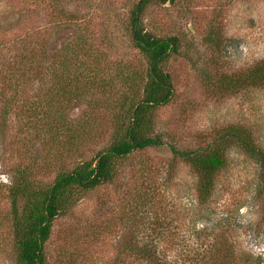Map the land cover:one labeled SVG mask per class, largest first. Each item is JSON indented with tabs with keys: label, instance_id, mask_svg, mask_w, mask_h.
<instances>
[{
	"label": "rangeland",
	"instance_id": "1",
	"mask_svg": "<svg viewBox=\"0 0 264 264\" xmlns=\"http://www.w3.org/2000/svg\"><path fill=\"white\" fill-rule=\"evenodd\" d=\"M137 1L0 0V73L6 61L29 57L33 48L41 69L18 77L16 91H5L0 74V264H16L9 196L14 174L32 169L33 182L45 188L59 173L95 157L109 146L129 104L124 99L142 91L148 62L126 29ZM213 20L230 38L223 52L204 41ZM144 24L153 38L182 40L181 54L165 67L174 96L155 111L156 132L166 143L119 160L113 181L75 193L71 208L54 223L48 264H110L118 244L133 235L159 240L173 263L190 264V252L206 237L198 233L205 226L225 230L239 250L264 255V170L256 159L239 147L229 149L213 197L200 205L195 172L172 153V147L205 146L229 124L250 129L264 148V88L218 93L206 83L207 73L234 72L264 59V0L156 3L147 8ZM72 45L85 56L81 68L89 76L70 86L77 99L65 110L72 121H86L88 133L67 148L51 144L50 136H35L40 128L32 127L30 108L44 100L40 86L50 76L47 65ZM123 71L137 72L132 88L124 86ZM7 99L12 106L4 121ZM127 264L146 263L132 257Z\"/></svg>",
	"mask_w": 264,
	"mask_h": 264
},
{
	"label": "trees",
	"instance_id": "2",
	"mask_svg": "<svg viewBox=\"0 0 264 264\" xmlns=\"http://www.w3.org/2000/svg\"><path fill=\"white\" fill-rule=\"evenodd\" d=\"M167 1L169 0H138L128 15L126 29L133 46L147 59V78L141 92L124 99L123 103L129 104L115 128L109 146L100 149L95 157L79 162L71 170L59 173L53 183L45 188L33 182L32 169H19L14 174L9 186V196L13 212L16 264H48L46 246L53 234L54 223L71 208L75 193L90 191L113 181L119 160L135 152L165 145V140L156 132L155 111L167 105L174 96V84L165 67L173 56L181 54L182 40L177 35H154L153 40H147L144 36V16L151 4H163ZM229 39L213 20L204 41L210 49L223 52ZM80 45L82 46V42ZM79 51L72 45L56 61L47 65L45 73L50 76L40 86L44 100L32 103L30 108V118L35 123L32 127L40 128L39 132L36 131L38 136H35H50L51 144L63 143L67 148L72 147L73 141L79 140L81 133H88L84 126L86 121H72L65 110V107L77 99V96L71 95L70 86L79 83L81 76H89L81 68V58L85 56ZM37 53L33 48L29 57H22L14 62L6 61L0 73L4 72L1 80L6 85L5 91L7 87L16 91V87L20 85L18 77L22 74L41 73ZM90 65L96 73L99 71V65ZM72 71L75 73L72 74ZM136 73L122 72L124 86H134L133 81L138 77ZM206 76L208 87L218 93H237L249 87L264 88V59L248 68L216 75L207 73ZM11 101L7 99L1 111L4 121L11 111ZM32 129L29 131L31 135ZM89 130L92 133L93 129ZM233 147H239L250 154L264 170V148L256 143L250 129L239 124L222 127L205 146L186 150L172 147L173 155L191 167L197 176L196 199L200 205L208 204L213 197L218 175L226 166L228 151ZM262 193L264 195V188ZM208 229L209 226H205L198 231L206 237L198 249L192 248L194 252H190L191 256L188 257L193 261L190 264H264V255L237 249L225 230H218L216 226L210 231ZM118 246L110 264H127L132 257L146 264H175L155 238L133 235L124 238Z\"/></svg>",
	"mask_w": 264,
	"mask_h": 264
},
{
	"label": "water",
	"instance_id": "3",
	"mask_svg": "<svg viewBox=\"0 0 264 264\" xmlns=\"http://www.w3.org/2000/svg\"><path fill=\"white\" fill-rule=\"evenodd\" d=\"M170 3L173 2V0H169ZM144 36L147 40H153V36L151 35L150 31L149 30H145L144 31Z\"/></svg>",
	"mask_w": 264,
	"mask_h": 264
}]
</instances>
